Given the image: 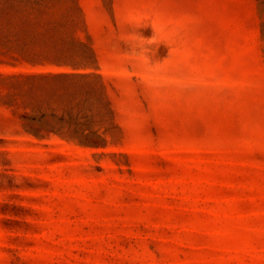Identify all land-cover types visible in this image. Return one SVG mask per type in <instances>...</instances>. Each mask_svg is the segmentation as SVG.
<instances>
[{"label":"rangeland","instance_id":"obj_1","mask_svg":"<svg viewBox=\"0 0 264 264\" xmlns=\"http://www.w3.org/2000/svg\"><path fill=\"white\" fill-rule=\"evenodd\" d=\"M0 264H264V0H0Z\"/></svg>","mask_w":264,"mask_h":264}]
</instances>
